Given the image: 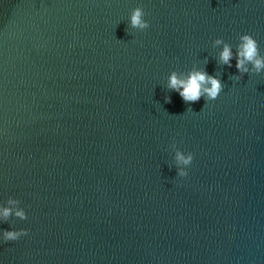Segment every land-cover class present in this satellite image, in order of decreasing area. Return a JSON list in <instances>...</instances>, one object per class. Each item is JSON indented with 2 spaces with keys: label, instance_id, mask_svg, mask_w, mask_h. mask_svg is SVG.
<instances>
[{
  "label": "water",
  "instance_id": "95a60500",
  "mask_svg": "<svg viewBox=\"0 0 264 264\" xmlns=\"http://www.w3.org/2000/svg\"><path fill=\"white\" fill-rule=\"evenodd\" d=\"M242 34L264 57V0H0V264H264V73L214 46ZM193 66L216 100L167 88Z\"/></svg>",
  "mask_w": 264,
  "mask_h": 264
},
{
  "label": "clouds",
  "instance_id": "9594fccd",
  "mask_svg": "<svg viewBox=\"0 0 264 264\" xmlns=\"http://www.w3.org/2000/svg\"><path fill=\"white\" fill-rule=\"evenodd\" d=\"M146 14L143 7H137L133 10L131 15V27L140 31L146 30L150 27L149 21L145 18ZM223 46L219 53V61L223 64L232 66L231 61L236 59L235 67L241 74L250 71L248 65L252 66L257 74L264 73V57L261 56L259 50V43L251 34H242L240 36V43L236 51L233 52L232 45L227 43L223 38H217L214 41V46ZM241 77H235L238 81ZM224 83L221 78L216 75L209 74L206 69L193 66L187 73L172 71L168 76L167 88L179 94L181 99L187 104L199 102L201 98L206 102L216 100L224 91ZM166 102H171V96H167ZM176 160L181 167L178 176L187 177L188 168L194 160V154L188 152L187 154L178 151L176 153ZM15 201H9L14 203ZM11 214V209L7 207L0 208V217L6 219ZM16 216L23 220H27V212L25 210H18ZM28 235L27 229L20 230H5L0 233V241H16L22 236Z\"/></svg>",
  "mask_w": 264,
  "mask_h": 264
}]
</instances>
